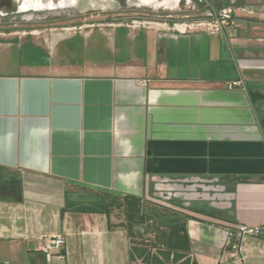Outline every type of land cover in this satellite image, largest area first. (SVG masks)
Wrapping results in <instances>:
<instances>
[{"label":"crops","instance_id":"obj_1","mask_svg":"<svg viewBox=\"0 0 264 264\" xmlns=\"http://www.w3.org/2000/svg\"><path fill=\"white\" fill-rule=\"evenodd\" d=\"M240 7L264 11L234 7L220 35L170 32V13L0 33L1 264H131L125 230L65 209L97 191L184 217L187 264H264V230L228 248L239 226L264 228V19Z\"/></svg>","mask_w":264,"mask_h":264},{"label":"trees","instance_id":"obj_2","mask_svg":"<svg viewBox=\"0 0 264 264\" xmlns=\"http://www.w3.org/2000/svg\"><path fill=\"white\" fill-rule=\"evenodd\" d=\"M240 4L236 1L232 6ZM94 194L96 202L83 204L66 200L65 209L105 214L110 229L125 230L131 244V264H136L137 260L141 264H187L190 247L184 217L134 197L98 191ZM137 228H142V233L137 234Z\"/></svg>","mask_w":264,"mask_h":264},{"label":"flooded vegetation","instance_id":"obj_3","mask_svg":"<svg viewBox=\"0 0 264 264\" xmlns=\"http://www.w3.org/2000/svg\"><path fill=\"white\" fill-rule=\"evenodd\" d=\"M205 2L212 0H0V24H44L93 14H101L102 19L108 21L142 20L165 13L174 16L191 14L196 9L201 10ZM225 2L233 3V0ZM261 6H264V0ZM32 33L26 35L31 36Z\"/></svg>","mask_w":264,"mask_h":264},{"label":"built area","instance_id":"obj_4","mask_svg":"<svg viewBox=\"0 0 264 264\" xmlns=\"http://www.w3.org/2000/svg\"><path fill=\"white\" fill-rule=\"evenodd\" d=\"M237 11L241 12L244 16L252 18L264 19V11H256L253 8L240 7ZM236 9L231 6L221 7L218 9L212 2H205L201 10L196 9L191 14H180L176 16H170L167 20H170V24L167 30L178 35L185 34H207V35H220L223 34L225 29L234 28L237 22ZM127 23H122L128 29H149L154 26L161 28L166 26L165 23L160 22H146L144 20L132 19ZM105 27V25H91L85 26L86 29H94ZM83 27H72L65 28L63 30H69L71 32L81 31ZM34 34V33H32ZM238 85L237 83L233 84ZM264 228L261 227H247L239 226V228L230 236L236 237V241H240L246 236L256 237L262 233ZM43 245L41 252L45 255L46 259L49 260L54 253L64 246L65 240L61 236L54 237H42ZM234 247V246H233ZM236 247V246H235Z\"/></svg>","mask_w":264,"mask_h":264},{"label":"rangeland","instance_id":"obj_5","mask_svg":"<svg viewBox=\"0 0 264 264\" xmlns=\"http://www.w3.org/2000/svg\"><path fill=\"white\" fill-rule=\"evenodd\" d=\"M233 4L236 2H234ZM239 2L245 6H258L262 4V0H239ZM103 15L93 14L92 16H85L78 19L65 20V21H50L44 24H34L29 22L18 23L15 26L12 24H0V33L3 34H27L34 32L35 37L41 40L46 34L57 33L63 28H72L80 26H91V25H105L108 20H103ZM104 28L100 27L99 29ZM90 30V29H88ZM264 131V125L262 126ZM0 180H2L0 178Z\"/></svg>","mask_w":264,"mask_h":264},{"label":"water","instance_id":"obj_6","mask_svg":"<svg viewBox=\"0 0 264 264\" xmlns=\"http://www.w3.org/2000/svg\"><path fill=\"white\" fill-rule=\"evenodd\" d=\"M213 1V0H212ZM219 1V2H218ZM221 0H217V2H214L213 1V4L218 8V9H220L222 6H220L221 5V2H220ZM224 1H226V0H224ZM63 213V211L61 212V214ZM155 216L157 217V218H160V219H162V217H159L157 214H155ZM238 241H236V237L235 236H232L231 238H230V241H229V243H228V248L229 249H231L236 243H237ZM61 254H63V252H61Z\"/></svg>","mask_w":264,"mask_h":264}]
</instances>
